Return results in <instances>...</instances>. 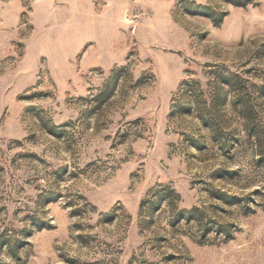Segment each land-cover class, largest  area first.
Returning a JSON list of instances; mask_svg holds the SVG:
<instances>
[{"label": "rangeland", "instance_id": "rangeland-1", "mask_svg": "<svg viewBox=\"0 0 264 264\" xmlns=\"http://www.w3.org/2000/svg\"><path fill=\"white\" fill-rule=\"evenodd\" d=\"M0 264H264V0H0Z\"/></svg>", "mask_w": 264, "mask_h": 264}]
</instances>
